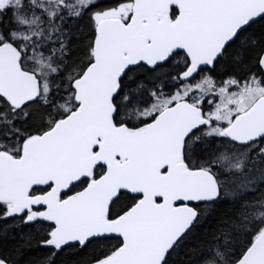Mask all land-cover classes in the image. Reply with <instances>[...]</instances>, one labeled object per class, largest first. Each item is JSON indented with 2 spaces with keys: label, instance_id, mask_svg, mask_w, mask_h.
<instances>
[{
  "label": "snow or ice",
  "instance_id": "obj_1",
  "mask_svg": "<svg viewBox=\"0 0 264 264\" xmlns=\"http://www.w3.org/2000/svg\"><path fill=\"white\" fill-rule=\"evenodd\" d=\"M0 264H264V0H0Z\"/></svg>",
  "mask_w": 264,
  "mask_h": 264
}]
</instances>
